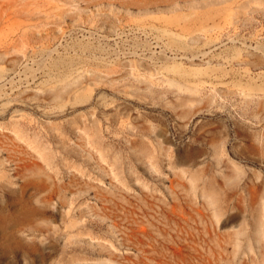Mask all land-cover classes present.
<instances>
[{"label":"rangeland","instance_id":"1","mask_svg":"<svg viewBox=\"0 0 264 264\" xmlns=\"http://www.w3.org/2000/svg\"><path fill=\"white\" fill-rule=\"evenodd\" d=\"M0 264H264V0H0Z\"/></svg>","mask_w":264,"mask_h":264}]
</instances>
